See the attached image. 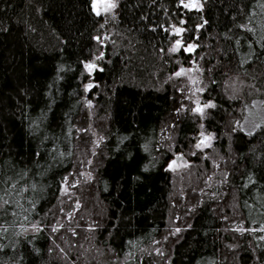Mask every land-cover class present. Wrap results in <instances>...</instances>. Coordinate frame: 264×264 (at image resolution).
<instances>
[{"label":"trees","instance_id":"16d2710c","mask_svg":"<svg viewBox=\"0 0 264 264\" xmlns=\"http://www.w3.org/2000/svg\"><path fill=\"white\" fill-rule=\"evenodd\" d=\"M111 1L0 0V264H264V0Z\"/></svg>","mask_w":264,"mask_h":264},{"label":"rangeland","instance_id":"374dc122","mask_svg":"<svg viewBox=\"0 0 264 264\" xmlns=\"http://www.w3.org/2000/svg\"><path fill=\"white\" fill-rule=\"evenodd\" d=\"M181 72L184 73L186 72V70L181 71ZM190 85H191V90L194 92V94L197 95L201 87L198 83V80L196 79V76L194 77L191 75ZM196 105H197V108L203 109L201 103L196 102ZM263 122H264V102L254 100L246 107V115L243 121L241 122L240 126L245 132L251 133L255 129H257ZM207 142L208 140L205 142H202L201 145L205 146L207 145ZM182 159H183V156L178 161L175 158V162L178 164L180 163V161L185 162V160H182Z\"/></svg>","mask_w":264,"mask_h":264},{"label":"snow or ice","instance_id":"6c2138e0","mask_svg":"<svg viewBox=\"0 0 264 264\" xmlns=\"http://www.w3.org/2000/svg\"><path fill=\"white\" fill-rule=\"evenodd\" d=\"M184 7L188 8V7H198V5L196 3H193L191 5L188 4H184ZM92 7L93 10L95 11L96 15H100L101 12H109L111 11L113 8L116 7V4L114 2H111V0H92ZM181 30L177 29V33H179ZM180 47V41H177L176 43V47L172 48L171 51L175 52L177 50H179ZM194 49V46H190L187 50L188 51H192ZM86 69L91 72L94 68L95 65L94 64H87L85 65ZM182 72H178L177 75H181ZM91 87H93V85L89 84L86 86V89H90ZM208 107H214V105H207ZM197 111H202V109L197 108ZM201 144H198L197 147H201Z\"/></svg>","mask_w":264,"mask_h":264},{"label":"water","instance_id":"95a60500","mask_svg":"<svg viewBox=\"0 0 264 264\" xmlns=\"http://www.w3.org/2000/svg\"><path fill=\"white\" fill-rule=\"evenodd\" d=\"M200 141H201V142H205V141H206V137H202V138L200 139ZM181 158H182V155L179 154V155L176 157V160L178 161V160L181 159Z\"/></svg>","mask_w":264,"mask_h":264},{"label":"flooded vegetation","instance_id":"af4514ba","mask_svg":"<svg viewBox=\"0 0 264 264\" xmlns=\"http://www.w3.org/2000/svg\"><path fill=\"white\" fill-rule=\"evenodd\" d=\"M112 2V1H111ZM185 69L184 68H181V70L180 71H184Z\"/></svg>","mask_w":264,"mask_h":264}]
</instances>
